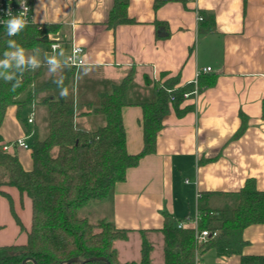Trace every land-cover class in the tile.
Here are the masks:
<instances>
[{
	"label": "crops",
	"instance_id": "crops-1",
	"mask_svg": "<svg viewBox=\"0 0 264 264\" xmlns=\"http://www.w3.org/2000/svg\"><path fill=\"white\" fill-rule=\"evenodd\" d=\"M114 1L29 0L36 24L58 27L48 34L60 39L61 47L55 52L63 53L58 57L61 68L49 73L45 65L42 80L60 77L73 44L84 48L85 63L76 68L72 86L80 126L94 129L104 124L101 115L81 113L88 106L96 107L99 93L111 92L133 70L130 104L122 114L127 150L137 153L144 144L140 102L153 97L152 82L174 78L175 88L191 84L195 88L196 72L212 68L198 77V93L180 103L181 109L190 106L187 111L179 114L171 105L156 150L127 170L126 179L116 184L113 198L107 201L112 211L102 217L130 230L127 239L115 242L120 260L128 261L140 259L142 233L151 238L158 234L163 243L160 228L166 214L175 219L194 217L201 201L209 208L222 207L249 179L264 189V0H189L186 4L175 0L158 6L155 0H129L127 14L132 20L111 26L107 21ZM201 11L214 14L215 31L200 29L205 27L198 18ZM43 42L34 48L39 52L32 49L41 60L45 53H54ZM39 107L33 123L28 122L29 116H18L16 106L7 109L0 127L3 145L23 136L31 139L37 124L41 135L45 133V110ZM241 113L248 116V124L233 139ZM9 151L18 154L26 170L32 168L29 148L12 145ZM31 219L29 196L3 184L0 249L25 244ZM243 235L244 253L264 254V223L248 226ZM151 238V260L158 262ZM201 259L204 264L241 262L239 254L219 255L213 248L204 251Z\"/></svg>",
	"mask_w": 264,
	"mask_h": 264
},
{
	"label": "trees",
	"instance_id": "trees-1",
	"mask_svg": "<svg viewBox=\"0 0 264 264\" xmlns=\"http://www.w3.org/2000/svg\"><path fill=\"white\" fill-rule=\"evenodd\" d=\"M19 1V0H13ZM167 1L155 0V6ZM187 3L189 0H176ZM129 0H115L107 24L116 26L131 21L127 14ZM200 26L205 32L215 31V16L201 11ZM33 23L27 25L16 37H8L0 31V58L7 49V41L13 39L25 51L34 49L43 41H48V33L58 27ZM45 64L35 71H27L22 77V85L15 91L11 83L0 80V127L7 109L14 105L17 115L32 106L46 109L44 121L46 129L41 135L40 125L32 130V168L26 170L15 152L3 149L0 132V176L7 178V184L15 186L22 194H27L32 203L31 226L27 242L0 249V264H194L197 243L194 228L177 226V220L165 215L160 231L163 235V260H151L153 245L142 239L141 257L138 260H120L115 242L125 240L129 229L118 227L114 221L100 217L91 220L80 211L93 202H107L113 198L115 186L126 179L127 170L138 164L146 154L156 150L158 134L163 120L170 112L171 105L179 114L190 106L180 108L182 93L194 86L175 88L177 79L168 78L154 84L153 97L142 101L144 144L137 153L127 150V135L122 109L130 104L128 93L135 73L131 70L120 83L112 86L111 92L99 93V104L81 114L103 116L105 122L94 129L82 127L77 122L76 101L72 92L77 69L67 66L58 79L63 84L42 80ZM57 79V80H58ZM201 88L200 78L198 89ZM68 91L66 97L60 91ZM167 89H172L168 92ZM46 92L39 97L41 92ZM70 92V94H69ZM175 100L171 101V95ZM262 117L264 119V101ZM241 125L233 139L246 130L248 116L241 113ZM199 227L218 230L216 238L200 246L201 254L213 248L219 255L239 254L240 264H264V254L243 252L247 241L244 230L252 224L264 223V189H259L254 179L219 208H209L199 203ZM78 261L68 263L71 258Z\"/></svg>",
	"mask_w": 264,
	"mask_h": 264
},
{
	"label": "built area",
	"instance_id": "built-area-1",
	"mask_svg": "<svg viewBox=\"0 0 264 264\" xmlns=\"http://www.w3.org/2000/svg\"><path fill=\"white\" fill-rule=\"evenodd\" d=\"M11 9L13 16H22L27 21V25L33 24L34 18L32 13V7L29 2V0H19V1H13V0H0V20L6 19V12ZM26 9V11H25ZM199 20L201 19V16L199 15ZM42 24L38 25V28H40ZM0 31H5V26L3 24H0ZM50 37V38H49ZM48 42H49V50L51 52L57 51L61 47V41L57 37L50 36L48 34ZM84 48L78 44H73L70 50L69 55L67 56L66 63L68 66L72 67H80V65H83L84 62ZM211 67H205L203 70H198L196 72V80H195V88L191 91H185L182 93V97L184 99L188 98L191 94L198 93L197 88V80L198 77L202 72H209L211 71ZM168 92H172V89H167ZM171 101L175 100V95L172 94L170 97ZM35 118V111L32 110L29 117L28 122L33 123ZM16 147H23V148H29L30 145L26 141V137H20L14 140L11 144H5L3 145V149L6 151L10 150L11 146ZM199 214H196V216H187L183 220H177V226L179 228H182L186 225L191 226L194 228V235L195 240L197 243L196 253H195V263L194 264H204L201 259V251L200 246L207 243L209 240L216 238L219 234L218 230H211L206 228H200L199 227Z\"/></svg>",
	"mask_w": 264,
	"mask_h": 264
},
{
	"label": "clouds",
	"instance_id": "clouds-1",
	"mask_svg": "<svg viewBox=\"0 0 264 264\" xmlns=\"http://www.w3.org/2000/svg\"><path fill=\"white\" fill-rule=\"evenodd\" d=\"M6 16V19L0 20V24L5 26L6 35L8 37L18 36L27 26L26 19L22 16H13L11 9L6 12ZM7 49L3 52L2 58H0V80L5 83H11L12 91H15L22 85L20 77L25 72L39 69L42 63L47 66L49 73H55L61 68V62L58 57L63 55L62 52L56 53L54 51L52 55L45 53L43 60H41L38 55L26 53L25 49L13 39L7 41ZM33 51L39 52L40 49H34ZM80 66L83 67V65ZM54 82L57 85H61L63 84V79H58ZM60 95L66 97L68 91L62 89Z\"/></svg>",
	"mask_w": 264,
	"mask_h": 264
},
{
	"label": "rangeland",
	"instance_id": "rangeland-1",
	"mask_svg": "<svg viewBox=\"0 0 264 264\" xmlns=\"http://www.w3.org/2000/svg\"><path fill=\"white\" fill-rule=\"evenodd\" d=\"M43 43H46L49 45L48 41H45ZM26 53L32 54V50L26 51ZM39 108H42L46 112V109L43 105H40ZM31 111H32V108L30 106L26 107L22 111L20 117L24 118V119L27 118L30 115ZM44 129H46L45 125L43 126V130ZM23 137H25V136H23ZM26 141L29 145H31V139L30 138H27ZM3 184H7V178L4 176H0V187ZM214 202L217 203V201H214ZM107 204H108L107 202H93L90 205H88L87 207H85L83 210H81L80 214L81 215H87L88 217H90L91 220L99 219L100 217H102V215H110L112 210H111V207ZM141 238L142 239L143 238L148 239V238H151V236L149 235V233L144 232V233H142ZM151 239L154 242V250H155V255L158 259V262H161L163 260V243H161V237L158 234H156V235L154 234V237Z\"/></svg>",
	"mask_w": 264,
	"mask_h": 264
},
{
	"label": "water",
	"instance_id": "water-1",
	"mask_svg": "<svg viewBox=\"0 0 264 264\" xmlns=\"http://www.w3.org/2000/svg\"><path fill=\"white\" fill-rule=\"evenodd\" d=\"M79 259L78 258H71V259H69L67 262L68 263H71V262H74V261H78ZM26 261H27V259H25L23 262H22V264H26ZM34 263L35 264H37V262L34 260Z\"/></svg>",
	"mask_w": 264,
	"mask_h": 264
}]
</instances>
